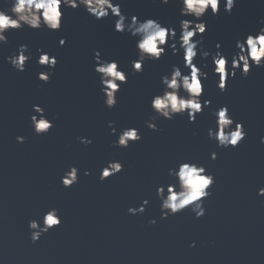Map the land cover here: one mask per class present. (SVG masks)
Listing matches in <instances>:
<instances>
[{"label": "water", "instance_id": "95a60500", "mask_svg": "<svg viewBox=\"0 0 264 264\" xmlns=\"http://www.w3.org/2000/svg\"><path fill=\"white\" fill-rule=\"evenodd\" d=\"M118 2L129 16L158 18L178 32L181 18L192 19L181 17L182 0ZM6 6L0 0V8ZM61 10L59 30L10 29L7 43H0V264H264V195H258L264 187V66H253L247 77L238 70L222 92L209 57L202 100L211 105L202 104L191 123L186 113L159 118L154 131L145 124L151 98L162 89L161 76L173 64L183 65L182 50L173 55L166 48L159 60L146 61L143 72L133 73L135 38L114 30L115 17L96 19L83 7ZM203 19L204 47L215 52L220 42L230 61L236 40L255 33L264 21V0H237L231 14L221 4L217 14L209 9ZM20 44L32 53L22 72L6 60ZM38 48L57 58L48 82L37 77L47 70L37 63ZM96 49L127 73L112 108L104 103L94 70ZM34 104L53 122L47 133L36 134L31 127ZM222 105L229 107L233 127L244 125L246 136L238 146L218 147L208 138L207 130L216 127L213 113ZM109 121L117 133L138 128L142 139L115 146ZM18 135L26 138L23 143ZM78 136L92 143L83 144ZM109 160H119L123 169L101 180ZM184 160L203 164L214 176L205 213L197 218L189 206L162 219L156 188L173 182L168 169ZM71 165L79 169V179L65 187L60 178ZM144 199L149 203L143 213L128 212ZM52 207L59 210L61 224L33 243L29 220L42 222ZM153 218L156 223L149 224Z\"/></svg>", "mask_w": 264, "mask_h": 264}, {"label": "clouds", "instance_id": "9594fccd", "mask_svg": "<svg viewBox=\"0 0 264 264\" xmlns=\"http://www.w3.org/2000/svg\"><path fill=\"white\" fill-rule=\"evenodd\" d=\"M7 6L0 8V43H7V32L10 29H20L25 26L32 29L47 28L59 30L62 24L63 8L76 9L83 7L87 13L96 19L115 17L114 30L117 32H128L135 38L137 57L131 61L133 73H141L146 61L159 60L170 48L173 55L182 50L183 65L173 64L171 71L161 76L162 89L151 98L152 113L145 120L149 129L159 130L157 120L164 118L172 120L176 114H187L189 122H194L197 115L203 111V107L211 105V100L203 99L204 84L207 80L209 67L207 60L211 57V66L214 74H218L216 86L220 91H225L227 81L231 76L234 78L239 70L240 75L247 77L250 69L264 66V21L255 33H248L243 39L236 40V49L229 61L221 49L220 42L215 45L216 51L210 52L204 47L203 34L207 24L203 17L210 9L213 15L220 10L231 14L236 6L237 0H182L180 7L181 17H192V19L181 18L179 20V32L172 25L163 24L158 18L146 17L139 19L137 15L129 16L122 11L118 0H6ZM162 4H168L169 0H160ZM194 37H198L195 38ZM66 38L61 37L59 45L63 46ZM37 63L47 66V70L37 74L39 80L48 82L52 75V69L57 64V58L42 49ZM200 57L197 62L196 58ZM32 59V53L27 44H20L15 53L6 57V60L17 70L24 71L26 63ZM93 60L95 72L99 75L101 92L104 95V103L112 108L117 104V93L122 83L127 82V73L118 67L115 59L107 60L101 56L99 50H94ZM34 114L31 116L30 124L36 134L47 133L53 122L45 114V109L38 104L32 106ZM216 127L207 130L209 139L217 142L218 147H235L246 136L242 122H235L230 115L229 107L222 105L215 109ZM114 121H109L108 126L112 134L116 135L113 144L118 147H128L130 142L142 139L140 130L136 127H124L117 133L113 127ZM26 138L18 135L16 140L23 143ZM77 139L83 144H91L92 141L86 136H78ZM264 143V137L260 138ZM217 153H211V159L215 160ZM123 164L119 160H109L101 168L99 178L104 180L122 171ZM79 169L71 165L61 176L63 186L70 187L78 182ZM88 175L86 169L84 172ZM168 175L173 182L166 186L161 184L156 188V195L161 200V218L176 214L191 206V211L197 218L205 213L203 206L204 198L211 195L210 187L214 184L213 174L207 172L203 164L195 161L184 160L176 167L168 169ZM258 195H264V187L259 188ZM149 203L144 199L138 207H129L131 214L143 213L145 206ZM59 210L55 207L48 209L41 220L31 219L28 222L30 239L35 243L54 226L61 224ZM149 224H155L156 220L150 219ZM191 246H195L193 241Z\"/></svg>", "mask_w": 264, "mask_h": 264}]
</instances>
